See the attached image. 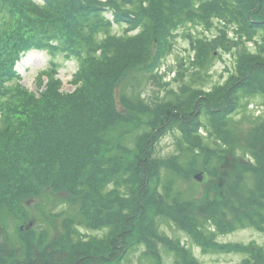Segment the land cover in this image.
I'll return each instance as SVG.
<instances>
[{"label": "trees", "instance_id": "obj_1", "mask_svg": "<svg viewBox=\"0 0 264 264\" xmlns=\"http://www.w3.org/2000/svg\"><path fill=\"white\" fill-rule=\"evenodd\" d=\"M108 11L114 15L113 22L106 17ZM213 18L238 27L242 43L259 32L264 41V0H0V264H122L139 246L146 248L144 256L161 264L158 242L181 251L184 262L180 264H197L188 259L187 251L175 249L174 243L158 232V216L184 223L179 213L181 204L171 201L172 181L163 185L164 168L180 174V163L155 158V145L151 144L157 140V130L161 134L168 123L179 121L191 152L198 155L205 140L219 143L215 133L226 134L229 117L239 108L237 94L261 89L264 95V46L262 54L254 56L239 45L237 73L241 77L231 85L226 83L229 93L226 97L223 90L225 101L220 103L215 100V90L204 96L203 90L188 82L171 91L169 100L159 96L147 101L139 89L148 83L159 91L166 90L173 81H164L165 77L155 71L172 51L175 32L185 25L195 29ZM113 23L128 28L120 36L113 35ZM136 30V35L129 33ZM192 38L197 56L188 63L194 66L196 83L207 75L216 50ZM31 50L78 60L76 89L62 92L56 69L47 73L46 89L39 94L19 84L17 63ZM249 56L258 63L250 61ZM52 65L58 66L53 61ZM179 66L183 71L177 73L175 81L189 72L187 63L180 62ZM204 98L211 108H218L210 111L207 105L208 125L202 119ZM186 124L189 126L184 128ZM201 128L206 129L207 137L199 133ZM112 132L118 136H111ZM228 147L224 153L218 151L221 157L234 156ZM254 152L262 170L238 157L239 172L233 186L243 180L242 171H249L257 176L256 193L244 196L247 203L231 209V213L242 219L238 221L262 230L264 127L255 140ZM197 155L187 162L188 168L203 170ZM205 164L214 174L224 176L213 161ZM190 174L182 172L186 180L192 177ZM161 188L165 194L160 193ZM49 194H62L79 204V220L73 219L76 227L109 231L100 238H82L71 220L63 223V230L51 242L48 230L12 240L5 219L27 220L26 201ZM219 199L206 201L198 212H209L219 231L233 230L222 213L229 200ZM188 222L187 228L195 238L207 243L198 225ZM223 248L228 247L221 246L220 250Z\"/></svg>", "mask_w": 264, "mask_h": 264}, {"label": "rangeland", "instance_id": "obj_2", "mask_svg": "<svg viewBox=\"0 0 264 264\" xmlns=\"http://www.w3.org/2000/svg\"><path fill=\"white\" fill-rule=\"evenodd\" d=\"M251 14L253 15V13ZM106 17L113 22L114 15L111 11L106 13ZM191 27V25H185L175 32L176 39L172 51L163 57L155 71L159 75L162 73L166 75L169 69H172L167 77L169 82H171L170 78H173L177 71H183L179 66L180 62L187 63L185 68L189 69V72L183 79L178 81L173 78V82L169 83L170 86L163 91H159L158 87L153 86V84L143 83L139 89L143 99L149 101L160 96L169 100L172 97L171 91H177L182 83L188 82L193 84L197 90H203L206 93L204 96L212 94L215 90L217 92L215 100L220 103V101H225L223 97L225 91L226 97L229 93L225 86L226 83L231 85L234 80L241 77L237 73V50L239 45L242 44L241 46H244V49L251 55L262 54L264 41L260 32L254 35L251 40L244 38L242 43L237 34L238 27L221 18H213L208 24L194 26L197 27L195 29H191ZM126 28H128L127 25L119 26L113 23L111 32L113 35L120 36ZM129 33L136 35L138 30ZM225 35L227 36L225 37ZM191 36L201 40V44L206 43L212 47V50H216L215 56L210 61L207 75L204 76L203 80H198L196 83L193 82L196 71L193 68L194 66L188 63L190 61L188 57L195 60V56H197L192 46L191 39L193 38ZM254 56H249V60L258 63ZM52 61L57 63V68L52 65ZM79 67L78 60L74 58L69 59L65 55L53 58L48 51L31 50L22 54L16 70L20 75L19 84L28 89L29 92L39 94L46 89L48 83L47 73H53V69H56V72H58L56 77L61 81V91L71 93L76 89L75 75ZM176 77L178 78V74ZM127 84L131 85V82H127ZM224 89L225 91H223ZM131 90L130 88L129 91L131 92ZM237 95L239 108L229 117L230 122L226 134L222 135L224 131H217L215 138L220 139L218 140L219 143L216 144L215 139L205 140L204 144L197 150L198 155L187 149V144L190 145V143L184 138V131L180 128L182 122L180 121L179 123L176 122L177 124L168 123L162 128L161 134L158 133L160 130H157L154 135V137L158 135L157 140L151 144V146L155 145L152 154L155 158L164 160L169 164H171L170 160L172 159L180 163V174L169 168H164L163 185L172 181L171 201L181 204L179 213L183 216L184 223L178 224L172 218L158 216L156 224L158 232L163 234L166 239L171 240L175 245V249L178 247L187 251L189 253L186 252L188 259L194 260L197 264H264V229L260 230L254 224L248 225L245 221H238L242 219L232 217L234 215L231 213L233 208L247 203L243 197H248L252 191L256 193V187L258 186L257 176L249 171L240 173L243 180H240L238 186L234 187L233 183L237 179V177L235 178L236 173L239 172L238 161L236 160L238 157L246 159V162L251 165L255 164L260 167V164L254 158L255 154L257 155V152H254V147L255 140H258V137L261 136L262 127H264V95L261 89L251 93L240 92ZM204 101L206 102H201L203 107L202 119L204 124L208 125L210 123L209 115L205 109L209 106L210 111H216L218 108H211V103L206 98H204ZM1 122L2 116L0 114V124ZM186 126H189V124H186L184 128H187ZM208 129L214 130L211 126ZM146 131H151V128H147ZM199 133L203 137L208 135L205 128H201ZM111 136L116 137L118 134L112 132ZM253 138L255 139L253 140ZM225 143H228L231 151L234 152V156L228 158L220 156L228 147ZM220 149L222 153H219ZM194 154L202 162L201 166L204 165L203 170L195 171L192 166L188 168L189 164L187 162L193 160L192 156ZM259 160L262 162L261 158ZM207 161H213L216 166L220 167L224 176L214 174L215 171L211 172L213 169L205 164ZM176 165L178 164L176 163ZM214 169H217V167ZM189 171L192 172L189 177H192L186 180L182 172L187 173ZM165 191L164 188L160 189L161 194H165ZM220 195H222L221 198ZM224 198L229 200V205L222 213L226 214L227 220L235 228L226 232L219 231L217 223L210 217L209 212L204 211L201 214L198 212L199 207L206 201H216L218 199L221 201ZM171 204L173 205V202ZM25 209L28 213L27 220L5 219L8 226L7 233L14 241L28 233L36 232L40 234L42 231L48 230V242H51L63 230L64 222L70 223L73 219L79 220V204L69 201L62 194L59 196L49 194L45 198L44 196L32 198L26 201ZM52 213L55 215L61 214V216L57 218L52 216ZM188 221L198 225L201 233L206 236L207 243L195 238L191 229L187 228ZM76 225L74 222L73 227L78 229L76 232L79 231L80 235H83L82 238H100L109 231L108 229L86 228L84 225L76 227ZM221 246H227L228 248L220 250ZM157 247L161 264H180V262H184L181 258V251L172 250V244L166 247L158 242ZM145 249L143 246L133 248L122 264H156L157 261L155 262L147 255L144 256Z\"/></svg>", "mask_w": 264, "mask_h": 264}]
</instances>
